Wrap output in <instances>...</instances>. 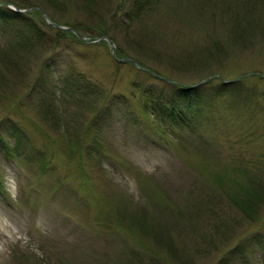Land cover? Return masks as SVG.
<instances>
[{"label":"rangeland","instance_id":"1","mask_svg":"<svg viewBox=\"0 0 264 264\" xmlns=\"http://www.w3.org/2000/svg\"><path fill=\"white\" fill-rule=\"evenodd\" d=\"M120 2L0 0V264H264V33Z\"/></svg>","mask_w":264,"mask_h":264},{"label":"trees","instance_id":"2","mask_svg":"<svg viewBox=\"0 0 264 264\" xmlns=\"http://www.w3.org/2000/svg\"><path fill=\"white\" fill-rule=\"evenodd\" d=\"M162 0H122V2H120V4L116 7V9L114 10V12L118 13V12H122L123 13V17L125 18V21H131L134 20L138 17H140L141 15L147 13L148 11L152 10L153 7L159 6V4L161 5ZM204 4L202 6V9H208L210 11H212V13L209 15V18H214L216 15V12L213 11L212 9L217 10L218 7L220 5H227V7H229V9H227L226 7H221L222 10L224 11H229L233 8L232 5L234 6H238V5H242L243 11L241 13H236V17L237 18H242V25H246L245 26V31H242L243 33L241 35H238L237 32L234 33V35H231L232 41L235 44H239L241 42H243L245 44V46L247 44H249L250 42L248 40H250L249 38L255 36L256 34H263L264 33V18H255V17H264V0H239V2L237 4H231L229 3L227 0H203V2H201V4ZM210 3H214L216 5V7H211L213 4ZM1 9V8H0ZM5 9H8L7 7ZM200 9L199 6V10ZM9 11V10H7ZM16 13V12H14ZM13 15H17V14H13ZM234 15V14H233ZM241 15V16H240ZM229 17H233L232 15H228ZM114 16H112L113 19ZM245 19H249V20H245ZM236 22V21H235ZM238 24H241L240 21H238ZM48 26V25H47ZM236 26V24H235ZM239 27V26H237ZM48 30H53L55 31L56 37L57 38H61L65 33L60 31V30H55V28L53 29L52 27L48 26L47 27ZM239 29V28H238ZM76 32L80 33L83 32L80 29H75ZM248 32V33H247ZM82 35V34H81ZM43 35L38 34L39 39H42ZM20 46V45H19ZM18 47V46H15ZM21 48L18 49H7L6 51H3L0 49V58L2 57L3 59H9L11 60V58L13 57H17V55H19V53L21 52L20 49H22V46H20ZM218 56H224L225 53H216ZM46 68H50L48 65ZM40 69L39 72L37 74H35L33 76V80L34 79H44L46 77L45 72L47 71V69ZM32 80V81H33ZM34 87L35 85L32 84ZM183 87V86H182ZM187 89L183 88L182 90L184 91H196V87L195 89H191L186 87ZM34 88L32 87V89H28V93L31 92ZM43 102H49V100L44 99ZM27 105H30L27 103ZM50 107V105H49ZM48 107V108H49ZM38 110V108L36 109V111ZM46 111V110H45ZM51 111V110H50ZM54 112H55V107H54ZM46 114H48L46 112ZM53 121L55 123L56 121V117H53ZM19 138H18V142H21L24 140L23 137H21V135L16 134ZM29 259H27V261H29ZM26 261V260H25ZM43 264H47V261H44Z\"/></svg>","mask_w":264,"mask_h":264},{"label":"water","instance_id":"3","mask_svg":"<svg viewBox=\"0 0 264 264\" xmlns=\"http://www.w3.org/2000/svg\"><path fill=\"white\" fill-rule=\"evenodd\" d=\"M5 5H6L7 7L11 8L12 10H14L15 12H18V13H24V12H27V11H28V10H20V9H17L16 7L12 6V5L9 4V3H5ZM44 17L47 19L48 24L51 25L52 27H54V28H56V29H59V30H67V31H70V32H72L74 35H76V37L79 38L80 40H82V41H87V39H86L85 36L80 35L78 32L74 31L73 29H71V28H64V27L58 26V25L54 24L53 22H51V20H50L46 15H44ZM101 40H104V41L106 40V42H108V44H109L110 47H111L112 56H113V58H114L116 61L121 62V63H132V64L136 65L138 68L141 69V67H140V66L137 64V62H136L135 60H133V59H130V58L119 59V58L117 57L116 49H115L113 43H112L107 37H101V38H99L96 42L101 41ZM251 76H257V77H259V78H264V75H261V74H248V75L243 76L242 78H245V77H251ZM214 77H217V76H211V77H209V78H207V79H205V80H202L201 82L197 83L196 85H194V86H189V87H190V88H195V87H197V86H199V85L205 84L206 82L212 80V78H214ZM164 81L167 82V83H172V81L167 80V79H164ZM222 82H223V83H227V81H225V80H222Z\"/></svg>","mask_w":264,"mask_h":264}]
</instances>
